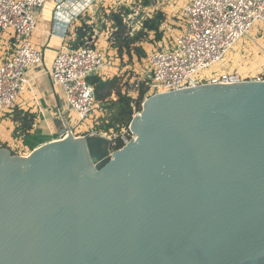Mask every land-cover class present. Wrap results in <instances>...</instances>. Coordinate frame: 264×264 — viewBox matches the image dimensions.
<instances>
[{
	"label": "water",
	"instance_id": "water-1",
	"mask_svg": "<svg viewBox=\"0 0 264 264\" xmlns=\"http://www.w3.org/2000/svg\"><path fill=\"white\" fill-rule=\"evenodd\" d=\"M64 124L0 149V264H264V82L151 96L113 154Z\"/></svg>",
	"mask_w": 264,
	"mask_h": 264
},
{
	"label": "built area",
	"instance_id": "built-area-1",
	"mask_svg": "<svg viewBox=\"0 0 264 264\" xmlns=\"http://www.w3.org/2000/svg\"><path fill=\"white\" fill-rule=\"evenodd\" d=\"M48 0H0V39L10 32V57L0 62V113H13L18 100L28 91L26 71L44 63V54L32 38L37 30V13ZM61 9V4L56 10ZM183 30L166 48L149 56L152 78L148 96L193 88L199 85L264 82L263 76L242 78L239 74L213 75L202 81L196 76L223 63L235 46L256 26L264 28V0H190L182 9ZM108 56L94 37L79 46L64 45L57 53L50 77L61 86L80 123L97 120L103 112L88 78L108 66ZM135 84V88L139 89ZM89 135H101L92 132ZM111 154L135 140L129 126L123 133L106 136Z\"/></svg>",
	"mask_w": 264,
	"mask_h": 264
},
{
	"label": "rangeland",
	"instance_id": "rangeland-1",
	"mask_svg": "<svg viewBox=\"0 0 264 264\" xmlns=\"http://www.w3.org/2000/svg\"><path fill=\"white\" fill-rule=\"evenodd\" d=\"M189 1L112 0V9L109 13H103L102 15L103 18L101 20L103 23L98 20L95 22L96 32L102 33V40H105V43H109L106 55L108 56L109 53L108 57L112 61H117L116 67L119 72L124 70L123 72L127 78L126 89L129 95L137 99L139 97V89L145 91L140 103L141 110H143L145 97L148 96L146 83L152 78L149 56L154 51L169 46L174 38L183 30L185 23L182 18V9ZM114 13L122 15V29L121 27H117L116 23L115 25L110 23L112 19L111 15ZM148 21L161 22L158 34L144 29V24ZM100 23L104 25H100ZM87 33H89L88 40L92 38L90 35H95L92 28H89ZM129 43L130 54L129 49L126 47V44ZM117 47H121L122 55L119 54ZM136 47L143 48L146 54L144 58H139L136 55L134 51ZM219 74H239L242 78L247 79L258 76L264 77V28L260 26L254 27L235 46L223 63L199 73L196 79L202 81ZM135 84L140 86L139 89L135 88ZM140 112H137L135 115ZM13 115L14 113H0V144L2 145L0 149L7 150L14 157H28L25 150L22 152L19 149L18 141L14 140L15 137H19V134L15 136V133L12 132V128L15 127V124L12 123ZM107 118L109 119V114ZM77 121L75 117L70 118L72 125H75ZM101 125L100 121L99 125L92 124L91 129L85 131L86 135L84 136H88L92 132L101 133L105 136L106 134L102 130H98V127ZM80 126L89 128L86 123L79 122L78 127ZM73 136L77 137L75 134ZM62 138L57 141H61Z\"/></svg>",
	"mask_w": 264,
	"mask_h": 264
},
{
	"label": "crops",
	"instance_id": "crops-1",
	"mask_svg": "<svg viewBox=\"0 0 264 264\" xmlns=\"http://www.w3.org/2000/svg\"><path fill=\"white\" fill-rule=\"evenodd\" d=\"M59 4H61V9L56 10ZM111 9L112 0H48L37 13V30L32 42L44 54V63L37 67H31L26 71V77L30 81L29 89L18 100L16 106L17 110L30 112L37 116L33 131L14 139L16 142L18 141L19 149L22 152L24 150L27 152V156L46 144L57 142L60 139L61 130L65 127L64 121L68 122L73 134L77 137H83L86 135L85 131L91 129L92 124L99 125V121H104L108 116L103 104V112L98 115V119L85 122L89 128L78 127V121L75 125H72L70 118L75 117L77 120L78 118L69 106L63 88L53 84L50 70L58 51L64 45L74 47L82 45L89 36V33H87L89 28L94 31L95 35L90 36L94 37L96 45L103 51L108 52L107 45L109 43L102 40V33L96 32L95 22L98 20L103 23L101 20L103 13H109ZM114 14L111 15L110 23L115 25ZM102 23L100 25H104ZM81 29L82 32H80ZM9 38L10 32L4 34L0 39L1 62L10 57ZM108 63V66L98 76L102 80L119 77L122 79L123 84H127L124 70L119 72L116 67L117 61H112L108 57ZM122 91L124 93L128 92L125 86ZM111 100H117L114 93ZM12 123L15 124L13 120ZM16 126L15 124V127L12 128L15 136Z\"/></svg>",
	"mask_w": 264,
	"mask_h": 264
},
{
	"label": "trees",
	"instance_id": "trees-1",
	"mask_svg": "<svg viewBox=\"0 0 264 264\" xmlns=\"http://www.w3.org/2000/svg\"><path fill=\"white\" fill-rule=\"evenodd\" d=\"M122 15L119 13L114 14V20L117 27L123 28L122 25ZM161 22L148 21L144 24V29L150 32L158 34L159 25ZM82 32V29L80 30ZM130 43L126 44V47L130 48ZM133 45V44H131ZM120 55H122L121 47H117ZM131 49H129V54ZM136 55L139 58L145 57V51L141 47L134 48ZM88 82L94 87L95 95L98 101L104 104L106 111L109 114V119L102 121V125L98 127V130H102L106 135L121 134L123 130H126L133 116L141 111L140 103L144 97L145 91L139 89V97L137 99L133 98L128 92H123L122 88L127 86V84L122 83V79L119 77H114L111 80H102L98 75L88 78ZM113 93L116 95L117 100H111ZM105 111V112H106ZM14 115L12 117L13 122L16 126V134L19 136H24L33 131L36 123V114L30 112H24L21 110H14ZM2 145L0 144V147Z\"/></svg>",
	"mask_w": 264,
	"mask_h": 264
},
{
	"label": "bare ground",
	"instance_id": "bare-ground-1",
	"mask_svg": "<svg viewBox=\"0 0 264 264\" xmlns=\"http://www.w3.org/2000/svg\"><path fill=\"white\" fill-rule=\"evenodd\" d=\"M68 134H69V131H68V133L65 135V136H63V138L62 137H60V138H62L61 139V141L63 140V139H65L67 136H68ZM72 134V133H71ZM72 136H73V134H72ZM74 137V136H73ZM57 142H59V141H57ZM56 143V142H55ZM50 144H53V143H50ZM40 149V148H39ZM38 150V149H37Z\"/></svg>",
	"mask_w": 264,
	"mask_h": 264
}]
</instances>
